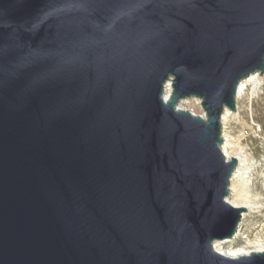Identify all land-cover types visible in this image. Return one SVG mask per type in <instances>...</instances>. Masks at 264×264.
Listing matches in <instances>:
<instances>
[{
    "label": "water",
    "instance_id": "95a60500",
    "mask_svg": "<svg viewBox=\"0 0 264 264\" xmlns=\"http://www.w3.org/2000/svg\"><path fill=\"white\" fill-rule=\"evenodd\" d=\"M254 73L264 0H0V264H264L213 247Z\"/></svg>",
    "mask_w": 264,
    "mask_h": 264
},
{
    "label": "rangeland",
    "instance_id": "374dc122",
    "mask_svg": "<svg viewBox=\"0 0 264 264\" xmlns=\"http://www.w3.org/2000/svg\"><path fill=\"white\" fill-rule=\"evenodd\" d=\"M181 108L204 115L201 103L195 100L182 103ZM237 111L240 115L228 123L224 131L230 136L233 149L238 153L244 151L241 153L249 157L245 164L250 172L243 188L248 193L246 200L255 205L258 211L248 215L244 221V239H240L239 244H249L250 249H255L257 244L264 247V85L257 93L249 88L238 101Z\"/></svg>",
    "mask_w": 264,
    "mask_h": 264
},
{
    "label": "bare ground",
    "instance_id": "6f19581e",
    "mask_svg": "<svg viewBox=\"0 0 264 264\" xmlns=\"http://www.w3.org/2000/svg\"><path fill=\"white\" fill-rule=\"evenodd\" d=\"M264 85V76L260 75L259 73H254L250 75L248 78L244 79L238 90V95L236 98V103L240 100V98H243L246 95V92L248 91L249 88H252L253 91L259 90L262 86ZM251 90V89H250ZM170 89L168 88L167 92H169ZM253 93V92H252ZM255 93V92H254ZM195 100L198 103H200L199 100L197 99H188L183 101L184 102H189ZM180 104V107L182 105ZM239 111V108H238ZM237 110L233 112L230 109H225L223 116H222V137H223V146L222 150L228 160L232 158H236L238 160V167L237 170L234 172V175L231 180V186H230V195L227 198V201L236 208H244L246 215L243 214L242 221L239 225L238 231L236 235L231 239H226L222 241H215L213 244V247L215 251L218 253L225 255L229 258H239L243 256H249L253 253H260L264 252V247L261 245L257 244L255 249H250V245L248 244L247 246L245 245H240L239 240L244 239L242 237V231L244 227V221L246 220L248 215H251L258 211V208H256L255 205H253L249 200L247 201L245 198V195L248 194L246 193V190L243 188L244 183L248 179V175L250 172V168L246 166L245 162L249 161V157L247 155H243L241 152L238 153L237 150L233 149L230 136H228L224 129L225 126L230 123L233 119L237 118L238 112ZM204 116V115H203ZM237 151V152H236ZM249 163V162H248ZM241 187V188H240ZM254 198V197H253ZM248 243V242H247ZM253 246V245H252ZM255 246V245H254Z\"/></svg>",
    "mask_w": 264,
    "mask_h": 264
}]
</instances>
